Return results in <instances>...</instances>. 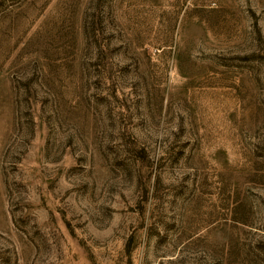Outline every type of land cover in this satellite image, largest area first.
I'll list each match as a JSON object with an SVG mask.
<instances>
[{
	"label": "rangeland",
	"instance_id": "obj_1",
	"mask_svg": "<svg viewBox=\"0 0 264 264\" xmlns=\"http://www.w3.org/2000/svg\"><path fill=\"white\" fill-rule=\"evenodd\" d=\"M0 264H264V0H0Z\"/></svg>",
	"mask_w": 264,
	"mask_h": 264
}]
</instances>
